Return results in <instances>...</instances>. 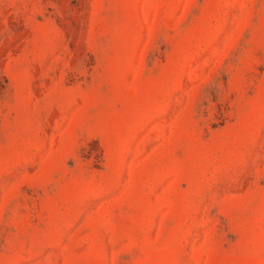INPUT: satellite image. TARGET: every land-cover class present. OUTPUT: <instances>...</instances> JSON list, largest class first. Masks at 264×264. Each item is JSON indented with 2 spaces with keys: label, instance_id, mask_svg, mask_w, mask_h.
Returning <instances> with one entry per match:
<instances>
[{
  "label": "rangeland",
  "instance_id": "rangeland-1",
  "mask_svg": "<svg viewBox=\"0 0 264 264\" xmlns=\"http://www.w3.org/2000/svg\"><path fill=\"white\" fill-rule=\"evenodd\" d=\"M0 264H264V0H0Z\"/></svg>",
  "mask_w": 264,
  "mask_h": 264
}]
</instances>
